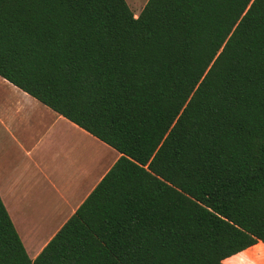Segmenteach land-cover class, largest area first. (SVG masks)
Segmentation results:
<instances>
[{"label": "trees", "instance_id": "obj_1", "mask_svg": "<svg viewBox=\"0 0 264 264\" xmlns=\"http://www.w3.org/2000/svg\"><path fill=\"white\" fill-rule=\"evenodd\" d=\"M0 77L120 153L32 260L224 264L264 243V0H0Z\"/></svg>", "mask_w": 264, "mask_h": 264}, {"label": "crops", "instance_id": "obj_2", "mask_svg": "<svg viewBox=\"0 0 264 264\" xmlns=\"http://www.w3.org/2000/svg\"><path fill=\"white\" fill-rule=\"evenodd\" d=\"M120 153L0 77V196L32 260ZM224 264H264V243Z\"/></svg>", "mask_w": 264, "mask_h": 264}, {"label": "rangeland", "instance_id": "obj_3", "mask_svg": "<svg viewBox=\"0 0 264 264\" xmlns=\"http://www.w3.org/2000/svg\"><path fill=\"white\" fill-rule=\"evenodd\" d=\"M149 0H126L132 12L137 18Z\"/></svg>", "mask_w": 264, "mask_h": 264}]
</instances>
